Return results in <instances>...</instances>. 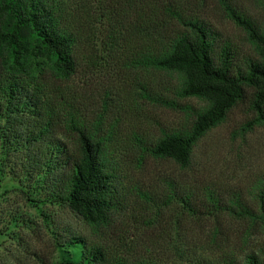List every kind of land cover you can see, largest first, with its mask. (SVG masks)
<instances>
[{"label": "trees", "instance_id": "obj_1", "mask_svg": "<svg viewBox=\"0 0 264 264\" xmlns=\"http://www.w3.org/2000/svg\"><path fill=\"white\" fill-rule=\"evenodd\" d=\"M219 2L243 45L208 23L196 0H0V183L10 178L28 201L66 207L96 238L66 229L59 247L69 251L57 264H174L115 232L126 224L125 190L152 200L136 181L149 160L171 161L182 174L162 180L166 205L216 222L205 255L187 264H264V245L240 256L217 242L221 216L239 223L242 243L264 234V173L245 197L195 160L199 143L239 106L254 116L242 131L264 126V0L257 15ZM105 22L114 40H129V68L169 82L140 83L142 99L184 114V123L124 140L109 91L101 109L73 103L76 76L100 66L93 26Z\"/></svg>", "mask_w": 264, "mask_h": 264}, {"label": "rangeland", "instance_id": "obj_2", "mask_svg": "<svg viewBox=\"0 0 264 264\" xmlns=\"http://www.w3.org/2000/svg\"><path fill=\"white\" fill-rule=\"evenodd\" d=\"M234 8L262 13L256 0H227ZM195 7L215 29L244 44L243 33L227 18L219 0L197 1ZM94 24V23H93ZM93 40L99 45L100 66L80 72L70 85L73 103L79 109H101L105 95L113 118L127 140L132 132L157 133L161 126L175 127L184 123L185 115L143 100L138 93L140 83L158 86L169 83L152 71L129 68V40L122 35L114 40L108 23L94 25ZM247 106L236 108L219 127L210 131L196 148V163L207 167L211 178L224 183L230 190L246 192L264 173V126L242 131L253 119ZM161 125V126H160ZM202 166V167H203ZM146 170V171H145ZM145 170L136 175L137 187L148 191V203L139 193L125 190L131 199L124 218L115 232H123L128 242L147 246L150 255L165 262L187 264L188 259L204 256L203 244L209 241L216 226L205 214L191 217L178 205H166L162 180L181 178L179 170L168 160H149ZM136 174V171L133 175ZM128 183V182H127ZM132 187V184H125ZM228 190V189H227ZM247 197V192L245 193ZM17 218L15 223L13 218ZM217 242L227 241L240 256L264 245V234L255 233L242 243L239 223L228 217L219 219ZM66 229L96 239L90 227L66 207L28 201L21 188L10 178L0 183V264H57L66 259L59 242ZM210 231V232H209ZM208 243V242H207ZM214 249V255L219 252Z\"/></svg>", "mask_w": 264, "mask_h": 264}]
</instances>
